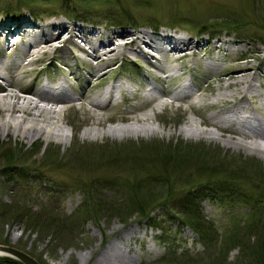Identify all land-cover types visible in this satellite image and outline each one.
<instances>
[{
    "label": "rangeland",
    "instance_id": "rangeland-1",
    "mask_svg": "<svg viewBox=\"0 0 264 264\" xmlns=\"http://www.w3.org/2000/svg\"><path fill=\"white\" fill-rule=\"evenodd\" d=\"M67 1L66 4L63 3V0H0V25L5 26L7 18L27 19L34 23L56 19L63 20L68 27L77 24L89 32L97 30L98 34L108 32L110 29L111 31L122 30L131 34L128 35L127 41L132 39L131 36H138L144 30L155 32L160 28L171 29L182 37L185 36L196 41L202 38L206 39L208 35H217L218 39L238 42L234 46L237 49L234 56L243 55L249 58L242 63L249 62L254 70H258L259 81L264 84V60H262L264 58V0H89L86 3L81 0ZM86 6L91 9V13L88 15L77 13L82 12ZM9 10L13 12L10 13ZM178 16L187 17V25L178 23L176 21ZM223 18L238 19L243 25V32L209 27V25H214L215 20ZM197 22L208 25L206 28L209 30L203 31L202 36L199 35V30H190ZM68 32L67 36L63 35L64 39L60 43L54 38L55 40L52 41L54 44L49 52L44 55L41 53L43 56L40 57L41 61L20 69L28 72L27 76L23 75L19 69H12L16 53L9 51L8 48L3 50L6 59L3 66H0L3 69L0 73L10 81L8 83L0 79V86L4 88V91L12 90L15 93H20L18 91L20 87H32L34 81L37 78L41 80L46 73L52 78L55 74L54 77L63 76L64 79H68L75 88L73 91L75 97L78 98L74 100L73 108H69L67 105L57 107V109L64 110L58 115L57 121H60V126L68 135L67 142L45 137L26 141L17 137L16 134L0 137V170L7 166H13V168L28 171V175L33 178V181L30 180V182L23 180L20 177L21 172L18 170H13L11 174L7 175L1 174L0 203L2 205L13 206L15 204V206L30 211L34 216L38 214L44 216L42 213L46 209L52 210V215L62 219L68 218L72 222L84 202L83 194L87 195L90 190L94 191L93 187H97L98 184H96V180L108 176L121 179L126 173H122L120 175L122 177H118L115 172L126 169H133L134 173H139L142 176L144 174L142 166H145L147 162L155 163L153 160L163 163L168 154L171 160L179 158L183 164H186L183 166L185 172L194 171L198 167L197 164L201 162L202 168H215L218 166L217 163L221 162L228 165L245 166V168L247 166L246 171L249 174H253L257 169L264 170V155L243 148L226 146L223 143V140L227 138L225 136H222L220 141L207 139L205 134L209 131L229 135L217 131L211 124L205 122L204 125L199 126L204 134L198 137L182 133L184 126L191 122L197 123L200 119H207L209 116L202 111V104L214 100L217 91L212 88L210 92L202 93V88L207 85L205 82L201 83L200 88L196 90L198 94H201L200 97L192 101L197 104L196 112L189 108L185 99L175 100L174 104L165 105L159 109L162 111L161 113L150 109L136 112L138 100L128 104L123 103L120 108L108 111L107 108L100 110L89 106L87 102L90 99L89 96H93L94 91V89L90 90L94 80L92 84H89L87 79L90 68L100 70L101 88L104 84L115 81H123L127 84L128 79H131L133 83H141L144 79L143 73L148 75L147 84L152 87L155 84L149 81L150 76L159 73L154 66L151 67L150 63L151 61L156 62L155 58L161 56L157 57L154 51L142 45L144 52L148 53L146 57L138 56L135 52L126 49L124 53L130 58L118 54L115 62H107V58L100 62L101 67H99L97 66L99 62L94 59L93 51L88 45L86 46L82 36L76 30H72V33L76 35L72 41L88 52V55L82 56V61H75L67 50V47L72 43L69 44V39H66L71 31L68 30ZM91 36L93 40L97 37L93 36V33ZM14 40V38L10 39L11 42ZM113 42L116 46L120 41L114 40ZM113 42H108L107 46H113L111 45ZM2 46L3 43L0 42V48ZM151 53H153L152 57ZM208 53L209 49L202 48L199 55L203 56L204 54L203 57H205ZM75 57H79V55L75 54ZM127 60H135L138 64ZM196 62L191 52L182 61L162 62V68L159 70L163 72L169 69L178 72L179 75L186 73L183 80L190 79V75H192L193 79L197 81L200 70ZM4 66L5 68H3ZM258 66H260L259 69ZM55 67H58L59 73ZM74 72L76 73L72 75ZM173 76L177 75L173 74ZM171 83L169 80L166 84L157 86L161 91H170L173 85ZM217 84L215 83L213 86ZM127 85L131 90L139 84ZM82 93L87 95V100L81 99L80 94ZM204 98L205 100H203ZM162 100L172 101L169 97ZM133 109H136L134 113H123L125 110ZM91 114L99 115L101 125H98L96 117L94 118ZM143 114L156 115L151 120L152 127L155 128V132L152 134L138 136L124 133L110 136L107 133L110 127L127 125ZM108 116L112 117L107 119ZM94 130L97 132L95 136H93ZM250 141L252 140H244V142ZM45 149L49 151V156H46L44 160L42 153ZM6 151L12 155L11 164H6L2 158ZM102 152L107 155L112 152L116 154L113 156L114 159H118L112 163H105L104 161L108 160L100 159ZM93 157L97 159L98 163L90 161ZM158 163L156 164L158 165ZM254 163L259 166L254 167ZM161 165L159 164L158 167ZM252 166L251 171L250 167ZM172 168L174 167L168 163L167 169ZM207 174H202L200 182H193L188 187L182 186L183 191H188L192 186L191 192L194 196H198L203 215L214 224L218 233L221 234L225 230L231 229L236 223L241 224L240 227L244 225L248 227V216L255 210V207L264 209V190L251 189L245 182L237 180L234 184L239 191H236L234 186L220 185L208 179L209 172ZM131 176L134 177V174ZM75 180H78L81 186L76 188L73 184ZM209 182H212L211 186L207 187L205 184H209ZM197 185L198 187H195ZM171 187L177 188V184L171 182ZM102 194L109 198L108 192H102ZM240 194H245L258 203H254V205L245 203L244 200L238 198ZM163 212L156 210L148 216L150 220L141 219L138 214L128 215L122 219L101 215L92 220H84L81 225L74 227V232L69 234L66 242L52 231L27 228L25 220L10 219L0 221V237L1 241H8L9 246L30 254L41 264H85L81 256L89 257L91 248L99 246L101 251L108 241L116 237L122 229L134 226L137 228V238L131 241L129 250L130 255H135L137 264H179L183 259L199 258L204 260L203 264H250L248 259L242 258V252L238 248L229 252L224 251L225 259L222 258L220 262L211 261L217 256L216 252L220 245L218 243L211 245L210 242L202 240L190 229L178 227V222L171 221L167 215L162 214ZM113 227L118 228L112 231ZM164 241L166 250L161 248ZM254 242V238H251L250 243L253 245ZM167 248L170 250L168 251Z\"/></svg>",
    "mask_w": 264,
    "mask_h": 264
},
{
    "label": "bare ground",
    "instance_id": "bare-ground-1",
    "mask_svg": "<svg viewBox=\"0 0 264 264\" xmlns=\"http://www.w3.org/2000/svg\"><path fill=\"white\" fill-rule=\"evenodd\" d=\"M18 20L17 18H10L7 19L5 26L0 25V42L3 43L4 47L10 49L11 52L17 50L13 59L12 69H19L23 75H26L28 72L20 69L41 61L40 57H43L42 54L48 53L54 44H52V41L55 40L54 38L57 39L55 41L60 43L64 39L62 38L63 35L67 36V33H69L68 29L72 26L68 27L63 20L56 19H49L42 23H34L27 19ZM74 26L75 30L82 36L85 44L92 49L94 59L99 62L97 63L99 67H101L100 62L107 60V58V62H115L118 54L126 55L124 53L126 49L146 57V52L140 48L139 40L161 56L160 60L154 64L158 69L162 68V62L182 61L191 52L193 55H195L194 52L199 55L202 48L206 46L209 49L208 55L201 60H196L200 70L199 75L201 76L199 81L192 79L181 81L178 72L167 69L163 71L164 74L158 76L157 79H153L154 82L163 83L175 74L180 85V94L169 91L164 92L159 90L157 85H152L145 96L148 95L151 100L156 101L157 109L173 102L160 100L163 95H170L173 100L186 99L188 100L189 108L196 112L197 104L192 103V101L200 97L201 94H198L196 90L200 88L201 83L205 82L207 85L202 88V93L210 92L212 88L217 91V96L214 100L202 104V107L211 110L213 113L207 119H200L197 123L191 122L184 126L182 133L187 136L198 137L204 134V131L199 129V126L204 125L206 122V124L213 125L217 131L229 134L223 135L215 131H209L205 134L207 139L220 141L222 136H225L227 138L223 140V143L226 146L243 148L264 155V84L259 81L258 70H254L249 62L242 63L237 61L243 55L239 57L232 56L234 52H237V49L233 48L231 41L219 38L217 40L218 46L214 40L200 39L196 41L195 39L190 40L185 36H178L172 32L154 33L146 30L142 32L140 39L136 36H131L132 39L127 41L130 33L122 30L105 31L100 35L97 30L89 32L83 28H78L81 27L80 25ZM91 33H93V36H97L95 40L92 39ZM71 37L72 35L70 34L66 39L71 41ZM9 38H14L16 42L12 41L11 43ZM114 40L120 42L114 46ZM108 42H113V44L111 43L113 46L108 47ZM73 54V51H69V55ZM99 72L100 70L97 68H90L87 79L89 83L94 80L90 90L100 85L101 79L97 77ZM57 73H59L58 70ZM143 76L148 81V75L143 73ZM215 83L218 84L213 86ZM31 86L26 87V89L32 91V89L35 90V87H37L33 96L19 95L12 90L6 92V90L4 91L1 88L3 92L0 93V137L16 134L17 137L26 141L45 137L55 138L64 143L67 142L68 135L60 126V121H57L58 115L64 110L55 109L48 104H42L38 100L43 99L53 103L72 102V100L77 98L73 95V87L63 76L57 78L44 77L40 82H34ZM117 92L124 97L125 103L129 102L130 98L127 96L128 90L125 84L115 81L103 96L104 105L113 100ZM80 95L82 100L88 99L85 93ZM135 97L139 98L138 95ZM89 98L87 102L89 106H101V103L96 98L90 96ZM91 115L94 118L96 117L98 125H101L99 115ZM112 116H108L107 119ZM154 116L152 114H143L127 125L110 127L107 133L110 136L124 133L138 136L141 134H152L155 132V128L152 127L151 123ZM155 119L157 120V118ZM96 134V131L93 132V136ZM245 139L252 141L244 142ZM117 228L113 227L112 231ZM136 233L137 228L134 226L122 229L116 237L108 241L101 251L99 246H96L90 249L89 257L81 256V258L85 261V264H137L134 258L135 255H130L131 252L129 250L131 241L137 238Z\"/></svg>",
    "mask_w": 264,
    "mask_h": 264
},
{
    "label": "trees",
    "instance_id": "trees-1",
    "mask_svg": "<svg viewBox=\"0 0 264 264\" xmlns=\"http://www.w3.org/2000/svg\"><path fill=\"white\" fill-rule=\"evenodd\" d=\"M86 3L89 0H81ZM67 0H63V3L67 4ZM88 8V13H87ZM10 11V10H9ZM83 15L91 13V9L86 6L82 12ZM182 25H187V17L178 16L176 20ZM207 23L197 22L190 30H199V33L208 31L206 28ZM214 29L224 28L232 32H243V25L238 19L223 18L215 20L214 25H209ZM263 29V28H261ZM107 155L105 152L101 153V158L105 163H112L113 156L116 154ZM44 160L46 156H49L47 149L42 153ZM3 160L7 164H11V153L6 151L3 155ZM111 156V157H110ZM110 157V158H108ZM168 162H167V161ZM92 163H98L96 158H91ZM147 162L145 166H142L144 174L142 176L139 173H134L133 169L121 170L115 172L118 177H122V173H126L123 178L118 179L114 176L101 177L96 180L97 187L94 186V191L90 190L89 193L83 194L84 202L81 204L79 210L76 212L72 222L68 218H60L52 215V210L44 211V216L30 213V211L19 206H6L0 203V221L16 220L26 221L27 228H34L42 230H49L60 236L62 240L68 239L69 234L74 232L76 226L82 224L84 220H92L95 217L105 215L110 217H118L122 219L128 215L138 214L140 217L149 216L156 210L164 211L162 214L167 215L171 220L178 222L180 225L188 226L197 235H199L204 241H208L213 245L218 243L220 245L216 252V257L212 258L213 262H220L222 258L225 259L224 251L229 252L238 248L242 252V258L248 259L250 264H264V209L257 208L253 213L248 216V227L245 225L240 227L241 224L236 223L231 229L225 230L223 233H218L214 228V224L206 220L202 211L200 200L197 199V195H193L189 187V190L183 191L182 186L188 187L193 182H200L202 174L208 175L210 180H220L222 185L232 187L234 186L236 191H239L235 181L240 180L245 182L251 189L264 190V170L257 169L254 173L246 171V166L228 165L225 162L217 163L215 168H202V162L197 164L198 167L194 171H183L182 160L175 158L170 159V155L165 156L163 163ZM162 164L158 167L156 164ZM168 163L171 167L167 169ZM254 167H258L259 164L254 163ZM180 168V169H179ZM251 171L253 166L250 167ZM13 170L21 172L20 176L27 178L28 171L13 168V166H7L0 170V173L11 174ZM177 170V171H176ZM176 171V172H175ZM36 172V171H35ZM174 172V173H173ZM134 174V177L131 176ZM100 180V181H99ZM171 182L177 184V188L171 187ZM231 182V183H230ZM74 186L79 187L81 183L78 180L73 181ZM94 184V183H90ZM210 184L207 185V187ZM102 192H108V197L103 196ZM235 196V194H232ZM238 198L245 201V203L253 204L258 203L252 198L247 197L245 194H240ZM256 206V205H255ZM161 214V215H162ZM150 218V217H147ZM247 221V220H246ZM55 236V235H54ZM254 238L255 242L252 245L250 239ZM0 244L10 245L8 241H1ZM245 262V261H244ZM204 263L202 258L199 259H183L179 264H194ZM0 264H20L8 258H0Z\"/></svg>",
    "mask_w": 264,
    "mask_h": 264
},
{
    "label": "water",
    "instance_id": "water-1",
    "mask_svg": "<svg viewBox=\"0 0 264 264\" xmlns=\"http://www.w3.org/2000/svg\"><path fill=\"white\" fill-rule=\"evenodd\" d=\"M0 257L10 258L17 261L20 264H40L36 259L30 256L28 253L19 250L13 246L0 244Z\"/></svg>",
    "mask_w": 264,
    "mask_h": 264
}]
</instances>
